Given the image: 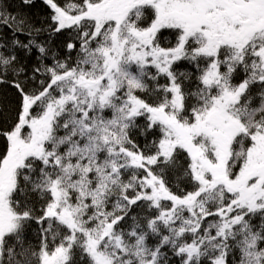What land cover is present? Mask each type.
Returning a JSON list of instances; mask_svg holds the SVG:
<instances>
[{
	"label": "snow or ice",
	"instance_id": "6c2138e0",
	"mask_svg": "<svg viewBox=\"0 0 264 264\" xmlns=\"http://www.w3.org/2000/svg\"><path fill=\"white\" fill-rule=\"evenodd\" d=\"M0 264H264V0H0Z\"/></svg>",
	"mask_w": 264,
	"mask_h": 264
}]
</instances>
